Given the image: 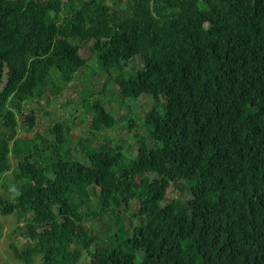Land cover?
<instances>
[{
  "label": "trees",
  "instance_id": "1",
  "mask_svg": "<svg viewBox=\"0 0 264 264\" xmlns=\"http://www.w3.org/2000/svg\"><path fill=\"white\" fill-rule=\"evenodd\" d=\"M75 1L0 0L3 126L15 130L19 117L33 126L23 104L39 97L51 71L68 83L86 66L63 34L68 27L91 42L106 74L143 56L134 79L116 81L125 97L147 95L153 102L144 129L156 146L138 137L135 158L127 161L120 146L80 143L76 152L86 162L54 155L46 176L31 161L39 154L33 143L0 137V186L10 157L21 158L11 199L0 208L1 215L17 214L15 233H24L10 246L14 258L77 264L85 252L87 264H264V0H130L134 19L141 2L150 4L137 30L129 29L128 12L101 0L76 8ZM91 109L96 128L116 123L101 103ZM49 131L65 141L62 124ZM178 181L190 184L189 212L175 201L161 206ZM94 188L101 213L113 202L133 201L134 215L144 218L131 233L117 219L112 244L100 248L79 229ZM65 206L64 215L56 214ZM31 212L50 220L43 231Z\"/></svg>",
  "mask_w": 264,
  "mask_h": 264
},
{
  "label": "rangeland",
  "instance_id": "2",
  "mask_svg": "<svg viewBox=\"0 0 264 264\" xmlns=\"http://www.w3.org/2000/svg\"><path fill=\"white\" fill-rule=\"evenodd\" d=\"M39 1L45 2L46 0ZM61 1L66 2V0ZM85 1L89 0H76V8L79 7L80 2ZM101 1L120 13L128 12L129 21L127 25L131 30L139 29L150 14L149 2L140 3L138 18L134 19L132 13H129L128 2L130 0ZM55 21H61L59 14L55 16ZM63 34L69 35L71 38L69 41L78 47L80 56L86 61V66L78 71L68 83H64L53 69L51 71L53 76L47 85L41 89L39 97L23 104L24 113L34 116L33 126L30 127L29 121L19 117L17 127L12 131L6 129L0 120V137L7 139L10 144L18 139L29 144L33 143L39 154L34 155L31 161H38L46 176L49 174L45 168L50 162V157L54 155L66 156L68 159L75 157L86 162L85 158L76 152L80 143H89L94 146L101 144L120 146L127 161L134 159L139 147L137 138L144 137L149 142L147 132L144 129V122L146 114L154 104L147 95H141L137 99L125 97L116 78L121 75L125 78L134 79L137 71L143 66V56L140 55L123 62L120 69H113L109 74H106L98 69L96 58L91 50V42L81 41L77 31L68 27H64ZM262 41L264 44V34ZM4 73L5 70L0 68V89L5 84ZM96 102L101 103L114 116L116 123L113 127L109 129L95 127L91 106ZM163 102L164 99L161 98L157 105L159 109L162 108ZM58 124H62L65 129V141L61 143L58 141L57 134L49 131L50 127ZM149 144L156 146L150 142ZM38 157L40 160L37 159ZM19 159L21 158L10 157L11 171L5 175L3 186H0V208L11 199L8 188H13L16 185L13 171L16 169ZM97 199L98 189H91V206L87 211L89 217H85L79 226L80 231L86 235L87 239H90L91 236L95 237L94 241H91L93 248L106 247L112 244L117 219L124 221L126 231L129 233L141 220H144L143 217L134 215L136 203L133 201L127 204L122 201L113 202L111 210L105 214L97 209ZM193 199L190 184L178 181L171 184L161 206L175 201L181 208H185L189 212ZM67 209L68 206H65L56 209L55 212L62 216ZM28 217L43 226L39 231H43L45 225L50 221L46 217L37 218L36 212L29 213ZM0 223L3 226L0 235V264H23L14 258L10 249L12 244H19L24 237V233H15L18 226L17 214L1 215L0 213ZM89 262L90 257L83 252L77 264ZM31 264H42L41 258L39 256L34 257Z\"/></svg>",
  "mask_w": 264,
  "mask_h": 264
}]
</instances>
